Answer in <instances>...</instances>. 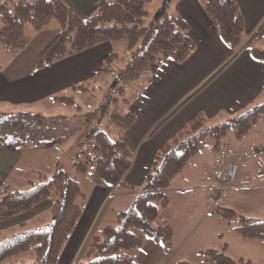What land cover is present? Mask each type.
<instances>
[{
    "label": "trees",
    "instance_id": "1",
    "mask_svg": "<svg viewBox=\"0 0 264 264\" xmlns=\"http://www.w3.org/2000/svg\"><path fill=\"white\" fill-rule=\"evenodd\" d=\"M151 1L100 0L93 13L85 18H78L72 29L62 34L74 15L65 0H0V45L10 53H16L29 42V36L24 31L26 24L40 29L52 19L56 20L60 30L55 34L54 40L42 47L35 59L36 67L40 68L95 44L125 39L127 55L123 66L114 67L109 63L113 58H122L117 52H113L104 57L103 64L95 75L116 72L115 82L110 85L108 96L112 101L120 99L126 103V84L145 72L155 71L168 59L181 62L193 49V42L185 32V21L177 15L169 14L165 6L150 13L147 5ZM201 1L220 38L234 52L222 66L154 125L151 133L243 49L247 48L252 58L264 63V47L250 44L251 38L245 40L243 18L236 0ZM76 88L81 90L86 87L80 82L71 86V89ZM56 98L64 104L73 103L72 97ZM262 115L264 101L228 121L210 126H205L206 118L203 113H195L155 151L140 186L123 181V175L131 164L132 152L121 130L132 124L135 112L131 109L121 111L117 107L107 109L106 129L83 124L79 129L81 133L78 145H81L72 156V168L81 172L91 168L93 183L104 186L124 185L134 190L136 195L127 209L117 212L115 225L105 224L91 234L72 264H133L134 256L126 255L124 251L139 247L144 235L168 250L172 244L173 229L169 224L155 225L154 220L159 209L169 202L166 189L171 180L182 170L185 162L206 145L207 137L218 140L232 126L235 128L234 136L240 138ZM110 126L116 128V132L113 131L115 138L109 132ZM76 128H79L78 125ZM37 178L35 182L30 181V186L21 189H10L8 185L0 188V220L28 211L45 200L50 201L49 216L44 225L22 229L24 223L21 222L18 228L0 240V264H56L62 247L82 212L83 206L76 200L77 196L83 195L80 187L74 178L65 176L59 160L51 173L38 172ZM212 212L220 214L226 220L236 215L233 209L219 205ZM234 229L244 237L264 242V220L250 221L249 217L240 214ZM28 250L32 251L29 259L13 258ZM201 252L205 264H239L223 249L207 248ZM172 264L190 263L180 259Z\"/></svg>",
    "mask_w": 264,
    "mask_h": 264
},
{
    "label": "crops",
    "instance_id": "2",
    "mask_svg": "<svg viewBox=\"0 0 264 264\" xmlns=\"http://www.w3.org/2000/svg\"><path fill=\"white\" fill-rule=\"evenodd\" d=\"M65 1L78 18H85L95 11L100 0ZM236 1L243 18L245 40L251 38L250 44L264 47V0ZM158 3H161L158 5L160 7H154L153 10L165 6L169 14L177 15L185 21L187 25L185 32L193 42V49L181 62L168 59L169 62H165L166 64L155 70L153 78L142 86L136 99L134 98L132 102L129 99L126 101L129 105L128 109L135 112V119L130 126L121 130L132 152L131 164L123 175V181L133 186H140L143 183L155 151L195 113H203L206 122L211 121L214 125L228 121L264 101V63L252 58L249 50L245 48L151 133L154 125L222 66L234 52L220 38L201 0H159ZM46 28L47 26L44 29ZM26 30L30 34L27 35L29 42L20 51L10 53L0 45V134L15 137L12 141H3L0 137V188L3 185L16 188L13 187L16 183L13 182V175L17 172V166L22 158V146L17 143L20 139L18 138L20 131L12 121L19 120L21 115L39 117L40 112H33L31 108L40 110L41 106H48V102L53 108L55 99L61 104V100L56 98L62 97L59 95L60 90L71 88L72 85L94 75L102 66L104 57L116 52V41H104L37 68L35 59L43 45L34 44L33 35L39 30L30 24L25 25L24 31ZM46 96L51 97L53 101H44ZM257 121L264 123V115L255 121L243 135L244 137H240L241 139L243 137V146H238L226 163L218 165V159H213L218 146L213 148L211 142H207L185 162L182 170L171 180L166 189L169 202L159 209L154 220L155 225H171L173 229L171 247L164 250L157 241L144 235L142 244L131 250L130 255L134 256L133 264H172L184 256L179 250L181 246H186L187 241L191 242L203 234L201 229H205L206 233L209 232L212 236L223 232L224 226L204 227L201 220L204 217L214 219L212 217L217 215L212 212V209L219 204L214 194L218 192L222 196L234 186L236 173H240L242 168L239 160L252 150L251 146L254 142L249 138ZM1 123L4 124V128L1 127ZM51 128L49 126V130ZM61 129L62 127H59L54 130L59 133ZM16 130L17 136H15ZM261 139L264 140V134ZM45 140L49 142L50 136ZM259 146L255 147V155L259 152ZM208 160L213 164L208 165ZM229 163L236 165L234 180L228 186L218 189L219 182L215 172ZM83 183L85 191L80 196L82 212L65 241L56 264H72L79 257L91 234L101 226L109 224L104 219L105 207H108L109 200L120 201L115 205V210H112L116 216L118 211L129 207L136 195L134 190L124 185H97L86 178ZM188 190L191 191L190 194L184 193ZM188 203L191 204L189 207H187ZM49 204L50 202L45 209ZM176 205L179 212L173 210ZM43 210H28L14 215L15 217L0 220V231L7 227L4 231L8 234L12 229L18 228V224L22 222L25 225L27 218H32L37 215H34L35 213H42ZM167 211L170 214L166 215ZM29 213L31 214L26 217ZM16 217L19 219L15 220ZM41 222L38 221V224ZM223 243L218 240V244L204 245L207 247H202L200 250L217 249L219 246L223 249L226 241Z\"/></svg>",
    "mask_w": 264,
    "mask_h": 264
},
{
    "label": "rangeland",
    "instance_id": "3",
    "mask_svg": "<svg viewBox=\"0 0 264 264\" xmlns=\"http://www.w3.org/2000/svg\"><path fill=\"white\" fill-rule=\"evenodd\" d=\"M13 1L15 2L18 0ZM158 1L159 0H152L147 5L150 13H154L156 11V9L153 10L154 7H160L158 5H161V3L159 4ZM77 19L78 17L74 14L68 26L62 31V34L68 33L69 30L72 29V25ZM148 19L149 18L147 17V20ZM46 26V29H44V26L40 28L42 31L37 29L39 31H35L36 33L33 35V38L35 39L34 44H42L43 48L49 43V41L55 39L54 35L60 30V25L54 19H52ZM28 33L29 31L26 30L25 34L30 35ZM115 43L117 44L115 51L122 58H113L109 63H111V65L114 67H121L124 64V58L127 55L125 48L126 40L120 39ZM165 62L169 61L166 60L162 62L156 70L161 68L163 64H166ZM106 64L107 63L105 62V65ZM154 72L155 71H149L147 73L145 72L138 79L126 84L124 87V97H126L127 100L129 99L131 102L134 101V98L137 97V94L139 93L142 86L147 84L150 78H153ZM114 74H116V72L111 71L107 73L101 72L98 75L94 74L90 76L85 80V82L83 81V84L86 87L85 89L79 90L80 88L71 89L67 87L60 90L59 95L72 97L73 103L60 104L58 103L59 101L55 99L53 108L49 102L48 106L42 104L45 106H41L40 110L31 108L33 112H40L39 117L35 116L31 118L21 115L19 120H11L12 124L20 131V135H18V138L20 137V139H18L17 143L18 145L22 146V158L19 161V165L17 166V172L13 175V182H16L14 183L15 185L13 187L16 188L10 189L16 190L27 187L28 185L30 186V181L35 182L38 180V172L47 174L51 173V171L56 166V161L59 160L60 167L62 168L65 176H69L74 178V180H77L81 192L83 193L85 191L83 181L85 178L88 180L91 179V168L81 172L72 168L71 165L73 159L72 156L81 145H78L81 133L79 129L83 126V124L97 125L101 129H106L107 109L111 110L117 107L119 110L125 111L129 107L128 103H123L120 99L116 101L109 99L108 92L110 91V85L115 82ZM113 96L116 95L113 94ZM47 100L53 101L49 96H46L44 99V101ZM166 102L169 103L168 101ZM164 106L165 102L163 104L162 113L164 112ZM46 109L47 111H45ZM1 121L3 120L1 119ZM3 123H5V120ZM3 123H1L2 128H4ZM77 125L79 128H76ZM210 125H213V122L207 121L205 123V126ZM49 126L52 127L50 130ZM55 127H62V129L58 133L54 130ZM70 129L71 132L68 133ZM234 129L235 128L232 126L229 127L226 133L218 140H215L212 137L206 138V142H211L212 145L218 146V150L215 151V157L213 158L218 159V165L226 163L230 157H232L233 153L236 152L238 146H243L244 136L242 139H237L234 136ZM115 130L116 128H113V126L109 127V132H112L111 135L113 138L116 137L113 134V131ZM252 132L250 133L252 135L249 138V140L254 142V144L251 146L252 150L247 153H245V151L243 152L245 153L244 158L239 160L242 168L240 173H236V178L233 183L234 186L230 187L224 193V195L220 196L224 204H222L221 207L233 209L236 215L230 220H226L218 213L215 215V217H212L214 219H211L210 217H204L201 220V223L204 225V227L207 225L210 228L224 226L223 232L221 234L218 233L212 236L209 232L206 233L205 229H201L203 234H201L198 238L191 240V242L187 241V243H185L187 244L186 246L180 247L179 250L184 253L182 254L184 256L178 259L188 260L190 264H205L204 255L200 249L202 247H207L204 245L218 244V240H220V243L226 241L223 251L233 259L237 260L239 264H264V242L260 239L244 237L234 229V226L238 223V215L240 214L249 217L250 221L264 220V147L258 148L259 152L257 155H255V147L261 144L264 145V140L261 139L264 134V123L257 121V123L253 126ZM15 133V136H17V130ZM49 136L50 141L47 142L45 138H48ZM0 137L3 139V141H12L15 138L12 136H3L2 134H0ZM244 145L247 146L246 143H244ZM214 146L213 148L217 147ZM200 155L202 156V153ZM235 159L234 161L236 162L237 160ZM212 164L213 162L210 161L209 163L208 160V165ZM16 184L18 185L16 186ZM190 192L191 191L189 190L184 191V193L188 194H190ZM76 200L80 202V195L77 196ZM48 202L50 201L45 200L36 208L35 205L30 210H43L48 205ZM119 202L120 201L117 199L109 200L107 202L108 207H105L106 215L104 219L109 224L115 225L116 223V216L112 210H115L114 207ZM190 205L191 204L188 203L187 207ZM48 208L43 210L42 213H35L34 215H37L32 218H27V221L25 222V225L23 224L22 229H32L42 224L44 225L47 222L49 216ZM173 210L179 212V210H177V205L173 208ZM30 214L31 213L26 214V217H28ZM165 214L168 215L170 213L167 211ZM16 219L19 218L16 217L15 220ZM38 221H42L41 224L38 225ZM4 230H7V227L0 231V240H2L7 235V231ZM221 248L222 247L219 246L217 249ZM131 250L132 249L126 250L124 252L127 255L131 253ZM31 252V250H28L25 253L13 256V258L17 260H27L29 259Z\"/></svg>",
    "mask_w": 264,
    "mask_h": 264
},
{
    "label": "built area",
    "instance_id": "4",
    "mask_svg": "<svg viewBox=\"0 0 264 264\" xmlns=\"http://www.w3.org/2000/svg\"><path fill=\"white\" fill-rule=\"evenodd\" d=\"M235 173H236V166L232 163L227 164L221 170H217L215 172V177L219 182L217 185V188L222 189V188L228 186L229 184H231L232 181L234 180ZM214 195H215V200L217 201V203H219V204L222 203V199H221L219 193L217 192Z\"/></svg>",
    "mask_w": 264,
    "mask_h": 264
}]
</instances>
